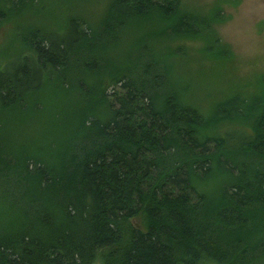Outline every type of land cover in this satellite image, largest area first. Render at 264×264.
Here are the masks:
<instances>
[{
  "label": "trees",
  "instance_id": "1",
  "mask_svg": "<svg viewBox=\"0 0 264 264\" xmlns=\"http://www.w3.org/2000/svg\"><path fill=\"white\" fill-rule=\"evenodd\" d=\"M27 3L0 0V22ZM225 14L109 0L96 24L18 31L0 66V264H264V73L213 90L174 66L178 39L231 56ZM49 89L78 113L30 148L2 134Z\"/></svg>",
  "mask_w": 264,
  "mask_h": 264
},
{
  "label": "rangeland",
  "instance_id": "2",
  "mask_svg": "<svg viewBox=\"0 0 264 264\" xmlns=\"http://www.w3.org/2000/svg\"><path fill=\"white\" fill-rule=\"evenodd\" d=\"M108 1L28 0L22 12L11 14L7 20L0 22V66L6 58L22 48L21 37L18 36L20 29L31 25L60 28L71 15L81 16L91 25L96 24ZM184 3L203 10L216 3L223 6L226 18L216 24V31L229 46L231 56L219 61L204 58L196 52L202 43L200 39H178L174 44H183L190 55L175 60L177 72L195 75L196 79L204 77V82L208 81L213 90L217 85L227 88L252 75L264 73V0H184ZM195 84L199 85V81H195ZM81 106L78 95L70 94L63 98L58 90L49 89L40 95L36 113L3 118L9 122L7 126L5 121L2 134L7 131L14 143L33 147L50 130L52 120H64L74 112L78 113ZM72 120H76L75 117ZM7 152L3 151L1 155L7 156ZM131 221L137 226H144L141 215L133 217ZM94 264H101V261L98 259Z\"/></svg>",
  "mask_w": 264,
  "mask_h": 264
}]
</instances>
